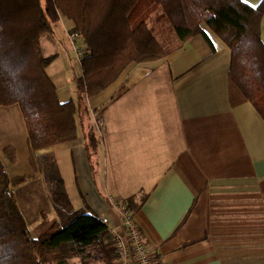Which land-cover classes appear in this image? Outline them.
<instances>
[{
	"label": "crops",
	"instance_id": "obj_1",
	"mask_svg": "<svg viewBox=\"0 0 264 264\" xmlns=\"http://www.w3.org/2000/svg\"><path fill=\"white\" fill-rule=\"evenodd\" d=\"M73 27L62 15L39 38L43 57L53 58L46 74L61 103L75 99L81 75ZM200 28L203 34L165 57L128 67L86 101L74 140L35 158L51 152L73 208L106 219L108 229L120 226L110 198L132 199L139 206L133 222L156 264H264V120L229 79L227 45L206 23ZM259 30L264 45V17ZM89 130L98 141L93 151L86 148ZM0 132V151H15L14 163L4 164L8 176H29L14 188L28 227L56 218L47 185L29 162L18 105L0 107ZM31 184L43 203L30 199L22 209L17 193ZM76 259L99 264L77 257L68 264Z\"/></svg>",
	"mask_w": 264,
	"mask_h": 264
},
{
	"label": "trees",
	"instance_id": "obj_2",
	"mask_svg": "<svg viewBox=\"0 0 264 264\" xmlns=\"http://www.w3.org/2000/svg\"><path fill=\"white\" fill-rule=\"evenodd\" d=\"M73 21L71 35L80 37L84 54L81 75L74 79L76 98L59 102L46 74L52 57H43L41 35L51 33L60 16ZM264 0L257 7L241 0H0V107L18 105L29 148V162L43 177L54 219L30 229L14 195L29 176L10 178L0 159V264H68L73 258L99 264H119L108 227L96 216L75 210L51 152L35 153L72 141L85 102L113 84L130 66L157 61L206 23L230 50L228 76L264 120V45L259 22ZM169 25L175 46L165 47L149 21ZM79 45V43H76ZM83 110L81 111V107ZM92 130L86 148L97 147ZM10 164L11 146L1 148ZM125 207L134 214L132 199Z\"/></svg>",
	"mask_w": 264,
	"mask_h": 264
},
{
	"label": "built area",
	"instance_id": "obj_3",
	"mask_svg": "<svg viewBox=\"0 0 264 264\" xmlns=\"http://www.w3.org/2000/svg\"><path fill=\"white\" fill-rule=\"evenodd\" d=\"M69 39L74 44L73 50L76 57L80 59L83 52L76 44L79 43L80 37L70 35ZM110 204L118 212L120 218L119 228L109 229L117 248L119 264H132V262L134 264H156L155 260L149 256L143 238L136 229L131 211L124 204L117 203L112 198H110ZM100 220L107 226L106 219Z\"/></svg>",
	"mask_w": 264,
	"mask_h": 264
},
{
	"label": "rangeland",
	"instance_id": "obj_4",
	"mask_svg": "<svg viewBox=\"0 0 264 264\" xmlns=\"http://www.w3.org/2000/svg\"><path fill=\"white\" fill-rule=\"evenodd\" d=\"M41 2H42V4H44V0H41ZM149 26L154 29V33H155L157 39H159L162 43H164L165 47H167V46H170V47L175 46L176 41L174 39V35H173V33H172V31H171V29H170V27H169V25L167 23L162 22V21H159V22L158 21H153V19H152V21L151 20L149 21ZM78 42H79V45H80L81 42L80 41H78ZM79 47H80V50H82V52L84 54V46L82 45V46H79ZM72 75L73 74H72V72L70 73V71H68L66 73V76L68 78H71ZM74 86L75 85L73 84V88L75 90V87ZM74 98H76V95L74 96ZM85 104H87V103L85 102ZM82 110H83V106L81 107V111ZM0 135H1V132H0ZM0 159L3 162V164L6 165V162L7 161H6L5 157L3 156V154L1 153V151H0ZM49 196H50V193H49ZM17 197H18V200L20 202V205H21L22 209L25 208V206L23 205V201L30 202L29 200L32 199L31 202H33L35 204V202H37L35 200L36 198H37V200L38 199H43V196H42V194H41L38 186L37 185H33V184H31V185H25V187H23V189H21L17 193ZM42 203H43V201L40 202L38 200V202H37L38 205L37 206H41ZM73 262L75 264H77V262H79V260L76 259Z\"/></svg>",
	"mask_w": 264,
	"mask_h": 264
},
{
	"label": "snow or ice",
	"instance_id": "obj_5",
	"mask_svg": "<svg viewBox=\"0 0 264 264\" xmlns=\"http://www.w3.org/2000/svg\"><path fill=\"white\" fill-rule=\"evenodd\" d=\"M243 2L246 4V5H249L250 4V0H243ZM252 6L253 8L257 7L256 5H250Z\"/></svg>",
	"mask_w": 264,
	"mask_h": 264
}]
</instances>
